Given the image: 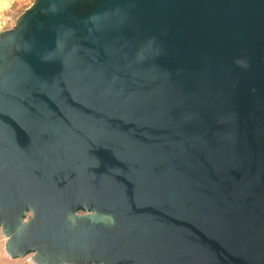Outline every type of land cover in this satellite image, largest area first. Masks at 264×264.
<instances>
[{
	"label": "water",
	"instance_id": "water-1",
	"mask_svg": "<svg viewBox=\"0 0 264 264\" xmlns=\"http://www.w3.org/2000/svg\"><path fill=\"white\" fill-rule=\"evenodd\" d=\"M0 232L35 264H264V0H34L0 31Z\"/></svg>",
	"mask_w": 264,
	"mask_h": 264
},
{
	"label": "rangeland",
	"instance_id": "rangeland-1",
	"mask_svg": "<svg viewBox=\"0 0 264 264\" xmlns=\"http://www.w3.org/2000/svg\"><path fill=\"white\" fill-rule=\"evenodd\" d=\"M34 0H15L12 7L4 14H0V31L12 28L17 18L32 5ZM6 237L0 232V264H35L32 261V254L21 258L10 257L5 250Z\"/></svg>",
	"mask_w": 264,
	"mask_h": 264
},
{
	"label": "crops",
	"instance_id": "crops-1",
	"mask_svg": "<svg viewBox=\"0 0 264 264\" xmlns=\"http://www.w3.org/2000/svg\"><path fill=\"white\" fill-rule=\"evenodd\" d=\"M15 0H0V14H4L14 4Z\"/></svg>",
	"mask_w": 264,
	"mask_h": 264
},
{
	"label": "built area",
	"instance_id": "built-area-1",
	"mask_svg": "<svg viewBox=\"0 0 264 264\" xmlns=\"http://www.w3.org/2000/svg\"><path fill=\"white\" fill-rule=\"evenodd\" d=\"M4 22V20H2L0 23Z\"/></svg>",
	"mask_w": 264,
	"mask_h": 264
}]
</instances>
